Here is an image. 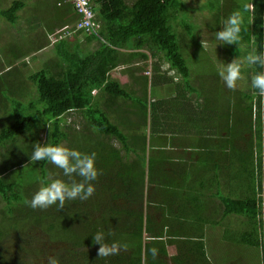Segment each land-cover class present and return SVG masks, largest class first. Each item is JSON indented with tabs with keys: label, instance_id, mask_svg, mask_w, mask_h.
<instances>
[{
	"label": "trees",
	"instance_id": "1",
	"mask_svg": "<svg viewBox=\"0 0 264 264\" xmlns=\"http://www.w3.org/2000/svg\"><path fill=\"white\" fill-rule=\"evenodd\" d=\"M98 1L100 6L98 7L97 21H102L101 34L108 44L103 42L100 49L84 57L78 56V61L75 59L74 68L76 70L63 77L62 75L61 77L49 76L44 69L33 72L30 75V80L35 84L39 97L30 101L29 106H25V108L21 106L25 104V101L15 100L21 106L16 107L17 122L0 131V145L13 140L14 137H18L22 133L30 134L33 139L42 144L41 134L45 130L47 131L44 143L61 145L70 136L67 131V128L70 127H62V117L71 111L81 112L86 122H89L87 125L95 128L100 136H111V139L114 137L122 143V147L119 148L101 139L98 152L102 154L103 161L114 162L116 167L118 166V170L123 172L117 170L111 176V183L106 185L107 170L101 172L103 168L100 169L98 179L92 182L95 186L94 194L86 201L77 199L80 210H76L75 203L77 200H74V205L67 201L63 209H58L56 205L49 207L50 213L55 214L56 217L62 215L65 221L71 222V210L75 209L77 213L84 211V214L87 212L86 215L83 214L86 233L78 239L70 236H66V238L75 246H86L87 253L85 255L89 264H167V253L164 246L160 245L159 247V244L157 245L160 241L157 239L158 234L163 233V225L166 226L167 222L166 220L157 221L153 219L151 189L153 184L155 187L165 189L169 185H180L185 180L184 173H174L173 176L171 173L153 174V159L151 161L148 159L150 167L146 171L147 133L135 137L137 141L143 140V155L138 153L137 158L131 159L129 155L131 142L128 140V134L120 126L113 123L108 114L93 102L92 91L94 88L104 86L113 96L132 98V95L121 86L120 82L108 74L117 66V48L127 46L131 39L142 40V43L138 44H144L154 51L162 52L170 65L184 79L186 85L193 88L194 86L189 80L190 66L182 54L178 36L170 25L171 21L176 18L177 8L182 4L178 0H134L132 3L127 0ZM250 2L252 7L249 9L248 32L246 33L244 26L243 33H246L245 37L249 40L252 52L264 54V0H252ZM23 5L22 0H13L8 8L0 9V16L9 22H15ZM225 62L227 61L225 60ZM258 72H264V67L253 65V74ZM76 77V82H70ZM218 86L220 87L217 89V99H227V91L221 85ZM252 91L251 97L240 93L242 98L246 99L243 103H249L246 105V110L250 114L249 117L247 112L242 117L238 115V121L240 116L237 125L240 167H243V164L246 166L248 162L245 159L249 158L248 154L245 153L246 149L264 161V141L259 142L262 134L264 135V96L259 95L258 90L253 87ZM234 92L238 94L237 90ZM233 94L231 93V96H235ZM38 104L43 105V107L36 108V111L31 113ZM136 104H139L140 109L144 111L146 118L143 121L147 126L148 105L141 101ZM26 111L29 113L26 114ZM255 123L256 130L254 128ZM223 124L226 129L225 119ZM47 125H50V129ZM215 127L218 128V125ZM228 127H230L229 124ZM235 134L236 131L233 128V135ZM254 134L257 138L256 142ZM234 138L235 136L230 137L224 134L213 138L210 147L211 158L224 161L229 154L227 150L234 149ZM256 144L260 146L257 150H255ZM104 153H106L105 157ZM47 163V161L30 162L29 156L21 162L7 167L6 170L0 172V196L8 204L24 201L23 182L20 180L23 175L22 169L25 166H32L37 169L38 171L30 183L41 180L45 185L50 181L47 177ZM140 164L141 172L138 170ZM241 172L240 170V176L233 173L232 177L236 180L239 177H248L247 185L239 179L238 190L235 189L236 191L231 194L220 191L225 216H232L230 218H235L239 222V224L234 225L228 222L223 235L225 241L222 245L235 244L239 249L260 247L264 261V190L256 185L262 177L255 173L254 178H250L249 174ZM147 178H149L148 186H146ZM194 193L196 198H199L197 196L198 191ZM183 199V203L187 202L185 197ZM94 208L103 210L101 217L96 218L90 215L92 210L97 213ZM59 210L64 211L59 213ZM48 223L49 228L56 231V221L49 219ZM202 226L203 224H200V230H195V232L202 231ZM98 231L104 232L108 243L116 242L121 247L118 255H111L106 260L97 257L98 246L93 245L92 236ZM153 244H155L154 247ZM91 248L93 252H90ZM153 248L158 250L155 259L151 251ZM238 258L242 263L243 257L239 255Z\"/></svg>",
	"mask_w": 264,
	"mask_h": 264
},
{
	"label": "crops",
	"instance_id": "2",
	"mask_svg": "<svg viewBox=\"0 0 264 264\" xmlns=\"http://www.w3.org/2000/svg\"><path fill=\"white\" fill-rule=\"evenodd\" d=\"M22 2L24 5L19 10L16 21L10 22L13 24L6 26L0 23V42L1 45L7 46L6 50L0 52L4 56V60L0 62L8 63L0 72L16 68L24 81L29 82L30 89L34 84L30 80L33 72H26L30 64L35 63L38 68L45 67L44 70L49 76L63 77L76 70L75 59L78 61V56H87L100 49L103 42L107 43L101 34L100 20V30L97 35L83 31L66 35L80 18L70 0H22ZM93 4L98 14L100 2L95 0ZM45 6H49L50 12L44 9ZM136 40L131 39L127 46L117 48V66L108 73L110 77L120 82L132 98L113 96L103 86L92 91L93 102L108 114L113 123L121 127L131 122L139 124L140 114L144 123V111L140 109L139 104H135L141 100L135 95L143 94L148 105L146 132L147 129L150 131L147 132V159L150 161L153 159V174L171 173L173 176L174 173H184L185 178L180 185H169L165 189L155 187L153 184L151 189L153 219L167 222L166 226L163 225V233L158 234L159 247L163 245L166 250L167 264H215V260L209 257L213 237L218 236V244L224 243V230L228 226L229 218L232 217L224 214L220 191L231 194L236 191L235 189L238 190L239 179L247 185L248 177H239L236 180L232 177L233 173L240 176L241 170L249 174L250 178H254L257 173L256 167L263 168V177L256 185L264 190V161L246 149L245 153L249 158L245 159L248 162L246 166L243 164V167H240L237 136L239 102L236 92L225 87L227 99H217V94L215 98L207 96L204 93V90L210 87L207 86L209 84L207 79L202 77L199 85L194 86L192 72L189 80L191 83L193 80L192 85L195 88L187 86L161 52L154 51L147 45L138 44L142 43V40ZM217 50L221 54V48L217 47ZM151 71L155 74V78L152 77V87H156L155 91L150 93L144 90L142 93L143 85L139 81V76H146V72L152 76ZM76 79L77 77L70 82L74 83ZM211 81L216 89L220 87L215 77ZM197 88L202 90L203 95L196 96ZM17 93L13 95L15 100H18L16 96L19 93ZM231 93L235 96H231ZM28 95L30 93L22 96L18 101H26ZM244 104L242 105L245 106ZM77 115L82 116V113L71 111L61 119L62 127L71 128L70 135L77 134L74 119L70 118ZM121 117L127 118L126 123L121 121ZM224 119L227 123L226 129L223 124ZM217 125L218 128L215 127ZM233 128L236 131L235 135ZM137 129L138 127L131 130L132 133L123 130L128 134V140L131 142L129 152L131 159L137 158L138 153L143 155V140L137 141L135 138L142 134V131L138 132ZM220 134L235 136L234 149L227 150L229 154L224 161L211 158L210 147L213 138ZM100 137L116 147H122L120 141L119 144L114 142L117 140L114 137L112 139L107 135ZM230 145L233 147L232 144ZM146 161L145 168L148 171L150 166L148 160ZM138 170L142 171L140 165ZM195 191H198L199 198H196ZM183 197L187 202L183 203ZM200 224H203L202 231L195 232L200 230ZM181 240L186 242L179 245L177 241ZM152 246L154 247L155 244ZM226 261L228 262L226 264H236L232 260L226 259ZM260 261L264 264L261 248ZM242 263L252 264L246 257L245 260L242 259Z\"/></svg>",
	"mask_w": 264,
	"mask_h": 264
},
{
	"label": "rangeland",
	"instance_id": "3",
	"mask_svg": "<svg viewBox=\"0 0 264 264\" xmlns=\"http://www.w3.org/2000/svg\"><path fill=\"white\" fill-rule=\"evenodd\" d=\"M13 0H0V9L8 8ZM132 3L134 0H127ZM182 6L178 7V13H176L175 20H172L170 25L173 31L177 34L180 41L181 51L186 58L192 75H194V84L199 85L201 78H206L208 81V87L204 90L207 96L214 97L217 94L216 87L212 86L211 79L216 78L218 85L226 87L224 82L219 77L218 73L224 68L225 64L230 63L233 59L237 61H244L245 57L252 53L251 45L246 36L248 32V24L250 21L249 9L252 7L250 1L252 0H178ZM72 3V1L70 0ZM220 6V7H219ZM44 8V7H43ZM47 12H50L49 6L44 8ZM233 13H238L242 23L240 32V41L237 45H219L220 42L215 39V32L223 27V23L227 17ZM173 19V18H172ZM0 23L9 26L8 20L0 16ZM245 26L246 33H243ZM192 33V34H191ZM248 35V34H247ZM204 43L202 45L201 40ZM133 40V39H132ZM0 52L7 49L6 45H1ZM208 44V45H206ZM217 47L221 48V54L218 52ZM9 48V47H8ZM147 50V49H146ZM148 51V50H147ZM162 53V52H161ZM163 54V53H162ZM7 59V57H6ZM0 60H4V56L0 54ZM225 60L227 62H225ZM8 64V63H7ZM4 62H0V71L7 65ZM23 66V64H22ZM35 63L30 64V68H27L26 72L32 73L36 70L46 69L38 68ZM20 67V66H17ZM175 71V70H174ZM152 76L146 72V76H139L140 82H142L143 89L148 92L155 91L156 87H152V77L155 78L154 71ZM178 76V73L175 71ZM242 79L237 82L236 95L239 102V115L241 117L247 112L246 104L244 108L242 106L246 99L242 98L241 94L246 96L253 95L251 79L253 77V66H248L246 63L241 68ZM179 77V76H178ZM147 84V86H146ZM29 82H25L21 77L19 71L16 68L0 72V131L6 126L13 125L17 122L16 107L29 106V102L38 99L39 95L34 84H32V90L30 89ZM30 89V90H29ZM198 92L196 96L203 95L202 90L197 88ZM222 90V88H221ZM19 91V92H18ZM19 93L18 100L27 94L25 104L19 106L13 95ZM17 93V94H18ZM143 94L135 95L136 98H140L141 102H146ZM215 98V97H214ZM242 98V100H240ZM136 104V103H135ZM249 103H247L248 105ZM43 105H37L34 107L31 113L36 111V108ZM29 111H26L28 114ZM255 114V112H254ZM97 115V114H95ZM249 117V113L247 112ZM255 117V116H254ZM74 119V127H76L77 134H72L67 140H64L61 145L70 149H75L81 153H95V166L97 170L103 168L102 171H106L105 183L109 185L111 183V176L118 170V166L111 161H103L102 154L98 152L99 142L102 139L95 128L88 126V121L81 115L77 117H70ZM122 122L126 123L127 118L121 117ZM145 119V117L143 118ZM240 121V116H239ZM143 126L141 127V125ZM125 132L132 133L131 130L138 127L137 131L141 133L150 132L147 129L145 121L142 123L140 114V123L135 124L133 122L121 126ZM256 130V123L254 125ZM70 133L71 128H67ZM79 131V133H78ZM42 144L45 141L44 133H42ZM255 142H256V135ZM111 137V136H110ZM264 141V135L259 139V142ZM37 140L33 139L28 133H22L18 137H14L13 140L6 141L0 145V172L6 170L7 167L21 162L29 157L33 150V144ZM116 144H119L117 139ZM241 145V144H240ZM149 146H151L149 142ZM242 146V145H241ZM259 144L255 145V150L259 148ZM260 151V149H258ZM106 153H104L105 157ZM257 157V155H256ZM101 158V159H100ZM148 160V159H147ZM141 166V164H140ZM48 174L47 177L51 179H61L70 183L67 177L63 175L61 169L56 168L54 165L47 163ZM23 175L21 181L23 182L22 190L24 193V201L19 203L8 204L5 199L0 196V264H48L49 256H58L59 264H89L86 260L87 249L84 247L75 246L73 242L68 240L66 236H70L74 239L80 238L86 232L84 215L87 212L82 211L77 213L78 200L75 203V208L71 215V222L65 221L61 217H56L55 214L50 213V208L46 210L32 209L28 206L27 201L31 200L35 192L40 187L44 186L43 181L38 180L30 183V180L37 173V169L32 166H25L23 169ZM118 172H123L118 170ZM257 175L263 177V168L256 167ZM79 181V177H74ZM149 178H147L146 186L149 185ZM72 204L74 205L73 201ZM67 201L65 202L66 206ZM95 209V208H94ZM106 209V208H105ZM80 210V209H79ZM64 210L59 213H63ZM90 212L91 216L96 218L101 217L102 209H95ZM106 213V211H105ZM84 214V215H83ZM49 219L56 221V231L49 228ZM230 224H237L235 218H229ZM239 224V222H238ZM218 236L213 237L212 247L209 253V257L215 260V264H226L227 260H232L236 264H241L239 255L248 258L252 264H261L260 261V248H238L237 245L223 246L217 243ZM179 245L186 242V240L177 241ZM158 245V243H157ZM88 248V246H87ZM93 252V249H90ZM225 257V258H224ZM246 264V263H245Z\"/></svg>",
	"mask_w": 264,
	"mask_h": 264
},
{
	"label": "clouds",
	"instance_id": "4",
	"mask_svg": "<svg viewBox=\"0 0 264 264\" xmlns=\"http://www.w3.org/2000/svg\"><path fill=\"white\" fill-rule=\"evenodd\" d=\"M241 23L242 20L238 13L227 17L223 27L215 32V39L220 42L219 45H237L240 41ZM201 43L203 45V39ZM245 63L248 66L264 67V54H257L253 51L245 57L244 61L233 59L230 63L225 64L218 75L230 91L237 90V82L243 78L241 68ZM251 85L258 90L259 95L264 96V72L253 75ZM47 127L50 129V125ZM38 161H47L61 169L70 183L61 179H51L34 193L31 200L27 201L28 206L32 209L46 210L53 205H56L58 209H63L66 201L77 199L86 201L94 194L95 186L92 182L96 181L100 174L95 166V153H81L60 144L53 145L47 142L41 144L37 141L33 144L30 162ZM74 177H79L80 180L77 181ZM92 243L98 246L97 257L100 259L106 260L111 255H118L121 250L116 242L108 243L102 231H98L92 236ZM151 251L155 259L158 250L153 248ZM48 264H59V257L49 256Z\"/></svg>",
	"mask_w": 264,
	"mask_h": 264
},
{
	"label": "built area",
	"instance_id": "5",
	"mask_svg": "<svg viewBox=\"0 0 264 264\" xmlns=\"http://www.w3.org/2000/svg\"><path fill=\"white\" fill-rule=\"evenodd\" d=\"M76 12L79 15V21L74 28L67 32L72 34L78 31H83L90 34H98L100 23L97 21V15L94 9L93 0H71Z\"/></svg>",
	"mask_w": 264,
	"mask_h": 264
},
{
	"label": "bare ground",
	"instance_id": "6",
	"mask_svg": "<svg viewBox=\"0 0 264 264\" xmlns=\"http://www.w3.org/2000/svg\"><path fill=\"white\" fill-rule=\"evenodd\" d=\"M37 71V70H36Z\"/></svg>",
	"mask_w": 264,
	"mask_h": 264
}]
</instances>
